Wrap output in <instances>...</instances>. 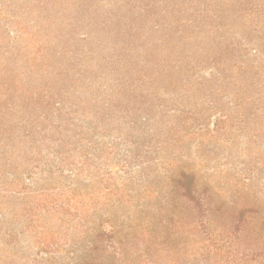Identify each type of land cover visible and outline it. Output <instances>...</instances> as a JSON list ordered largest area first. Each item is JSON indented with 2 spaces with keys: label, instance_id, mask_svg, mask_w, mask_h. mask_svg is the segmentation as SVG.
<instances>
[{
  "label": "rangeland",
  "instance_id": "1",
  "mask_svg": "<svg viewBox=\"0 0 264 264\" xmlns=\"http://www.w3.org/2000/svg\"><path fill=\"white\" fill-rule=\"evenodd\" d=\"M0 264H264V0H0Z\"/></svg>",
  "mask_w": 264,
  "mask_h": 264
}]
</instances>
